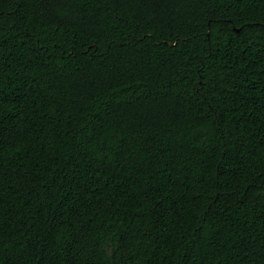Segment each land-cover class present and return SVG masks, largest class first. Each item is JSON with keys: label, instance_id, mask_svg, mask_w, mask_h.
Here are the masks:
<instances>
[{"label": "trees", "instance_id": "1", "mask_svg": "<svg viewBox=\"0 0 264 264\" xmlns=\"http://www.w3.org/2000/svg\"><path fill=\"white\" fill-rule=\"evenodd\" d=\"M0 264H264V0H0Z\"/></svg>", "mask_w": 264, "mask_h": 264}]
</instances>
